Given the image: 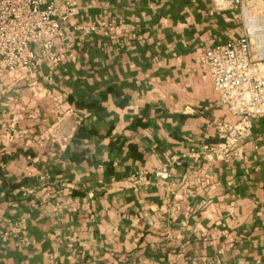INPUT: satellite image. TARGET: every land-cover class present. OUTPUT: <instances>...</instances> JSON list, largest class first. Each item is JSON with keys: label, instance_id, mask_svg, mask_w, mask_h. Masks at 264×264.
Instances as JSON below:
<instances>
[{"label": "crops", "instance_id": "1", "mask_svg": "<svg viewBox=\"0 0 264 264\" xmlns=\"http://www.w3.org/2000/svg\"><path fill=\"white\" fill-rule=\"evenodd\" d=\"M64 29L60 62L0 65V264H264V122L230 161L173 164L234 120L204 56L239 12L75 0Z\"/></svg>", "mask_w": 264, "mask_h": 264}, {"label": "built area", "instance_id": "2", "mask_svg": "<svg viewBox=\"0 0 264 264\" xmlns=\"http://www.w3.org/2000/svg\"><path fill=\"white\" fill-rule=\"evenodd\" d=\"M212 3L220 11L237 10L242 21L240 37L213 46L204 56L219 103L234 120L216 125L219 144L193 148L174 157L173 164L188 157L230 161L252 138L253 121L264 122V0ZM74 10L75 0H0V65L5 73L25 78L39 58L60 62L66 49L64 24ZM101 29L102 25L77 28L84 34ZM155 176L166 179L168 170Z\"/></svg>", "mask_w": 264, "mask_h": 264}]
</instances>
